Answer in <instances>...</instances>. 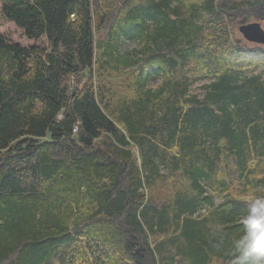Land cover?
Instances as JSON below:
<instances>
[{
  "label": "trees",
  "instance_id": "1",
  "mask_svg": "<svg viewBox=\"0 0 264 264\" xmlns=\"http://www.w3.org/2000/svg\"><path fill=\"white\" fill-rule=\"evenodd\" d=\"M0 1L45 39L0 34V264H225L213 228L264 196V45L236 34L264 0Z\"/></svg>",
  "mask_w": 264,
  "mask_h": 264
},
{
  "label": "clouds",
  "instance_id": "2",
  "mask_svg": "<svg viewBox=\"0 0 264 264\" xmlns=\"http://www.w3.org/2000/svg\"><path fill=\"white\" fill-rule=\"evenodd\" d=\"M245 207L237 233L228 234L224 223L213 228L225 264H264V196L248 198Z\"/></svg>",
  "mask_w": 264,
  "mask_h": 264
},
{
  "label": "rangeland",
  "instance_id": "3",
  "mask_svg": "<svg viewBox=\"0 0 264 264\" xmlns=\"http://www.w3.org/2000/svg\"><path fill=\"white\" fill-rule=\"evenodd\" d=\"M251 2H255L257 0H250ZM244 5L246 6H250V2H244ZM251 21H256V20H251ZM261 27L263 28V25L260 23ZM0 34H2L4 37H6V39H8L10 42H17L20 43L21 45L24 46H30L34 45V44H38L41 43L43 41H45L44 38H41L39 40H32V39H27L26 37L23 36L22 32L18 29V27H16L11 21L7 20L4 18V16L2 15L1 12V1H0ZM237 37L242 41L245 42H249L246 41L245 39H243L241 33H239L238 31L236 32ZM251 43V42H249ZM254 43V42H252ZM257 44V43H254ZM121 53L123 55H131L132 53H134L136 50H140L142 49V45H140L139 39L137 37H133V38H129V39H123L122 44H121ZM161 76L155 74V76L150 77L148 79L147 86L151 87V88H155L157 86V84L159 83V81L161 80ZM208 81H202V82H196L192 85V87L189 89V93L190 94H198V96H202V86L205 85V83H207ZM219 198L215 197V202H218ZM207 211L206 208H201L198 212L200 214H204Z\"/></svg>",
  "mask_w": 264,
  "mask_h": 264
},
{
  "label": "water",
  "instance_id": "4",
  "mask_svg": "<svg viewBox=\"0 0 264 264\" xmlns=\"http://www.w3.org/2000/svg\"><path fill=\"white\" fill-rule=\"evenodd\" d=\"M237 29L246 41L264 45V28L258 21L240 24Z\"/></svg>",
  "mask_w": 264,
  "mask_h": 264
}]
</instances>
